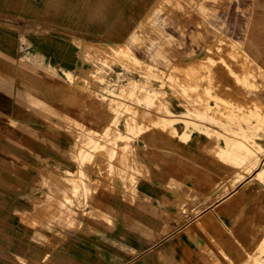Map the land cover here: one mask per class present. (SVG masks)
Listing matches in <instances>:
<instances>
[{
	"label": "crops",
	"instance_id": "0c3cea01",
	"mask_svg": "<svg viewBox=\"0 0 264 264\" xmlns=\"http://www.w3.org/2000/svg\"><path fill=\"white\" fill-rule=\"evenodd\" d=\"M164 1L0 0V264H264V168L251 174L248 164L237 168L221 158L261 154L264 140L255 147L222 140L226 119L215 109L221 104L215 98L207 104L197 97L213 113L191 116L178 101L160 100L157 106L166 113L159 110L155 117L164 130L133 136L135 162L128 169L108 157V126L101 135L86 132L84 145L79 142L78 125L109 120L108 102L93 112L79 94L83 84L67 74H91L86 58L92 55L86 53L100 47L116 45L98 57H117L146 11L151 19ZM251 9L244 50L232 49L235 56L243 54L237 61L254 81L253 64L264 71V0H251ZM211 61L207 56L175 66L203 79ZM229 101L252 105L246 98ZM234 118L243 125L250 120ZM141 125L136 119L134 126ZM119 126L123 136L124 124ZM231 132L251 134L240 125ZM236 169L244 177L238 179ZM66 184L91 191L85 208L75 207L83 216L68 226L30 225L51 208L56 196L49 186L62 191ZM65 195L61 205L70 201Z\"/></svg>",
	"mask_w": 264,
	"mask_h": 264
},
{
	"label": "rangeland",
	"instance_id": "374dc122",
	"mask_svg": "<svg viewBox=\"0 0 264 264\" xmlns=\"http://www.w3.org/2000/svg\"><path fill=\"white\" fill-rule=\"evenodd\" d=\"M156 8L157 11L153 10L151 19L147 11L142 16L140 23L134 29L136 36L129 37L124 42L126 46L120 47L122 51L116 54L117 57H113L110 52L103 58L97 56L104 55L105 50H117V47H114L116 45L100 47L97 52L86 53L92 55V58H86L92 62L91 74L76 78L72 74H67L70 80L83 84L79 94L93 104V112L97 111L96 107L101 102H108L105 110L108 112V121L101 123L98 120L89 125H78L81 131L78 134L81 146L84 145L83 136L86 132L101 135V131L108 126L113 131L109 133L108 138H105L109 141L108 157L111 161L118 162L128 169L135 162L132 151L133 136L150 129L164 130L163 123L157 121L155 117V112L160 110L157 106L159 101L174 99L184 108L189 109L186 112L189 116L193 113L198 115L213 113L212 109L208 110V106L196 103L197 97L206 98L204 102L207 104L214 98L221 102L215 106V109L222 114L223 119H226L225 123L221 124V128L227 136H224L222 140L233 143L247 141L254 147L256 140L263 141L264 71L253 64L252 74L255 79L250 80L249 74L246 75L238 62L243 59V54L235 56L232 49V46H235L238 47L239 52L244 50L247 19L252 11L251 0H166ZM206 8L212 12V15L204 11ZM159 51L163 52L159 53ZM207 56L214 58V61L207 63L209 69L204 70L206 77L203 79H200L203 77L202 73L199 76L196 73L181 74L180 69L175 66L184 60L202 59ZM171 71H174L173 74L178 72L179 77H174ZM249 81H252L253 85L247 84ZM230 97L246 98L248 102L252 100V105L238 106L234 101H229ZM192 104L195 105L192 106ZM197 108L200 110L197 111ZM160 111L166 113L164 110ZM238 115H248L250 120L243 125L234 118L235 116L238 118ZM111 116H115L114 119ZM199 117L211 125L215 123L209 120L211 119L209 117ZM136 119L142 122L140 128L134 126ZM120 123L124 124L123 136L119 130ZM216 124L219 125V123ZM234 125H240L243 132L251 134L244 137L231 132ZM91 127L93 129L90 132ZM232 134H234L233 138H228ZM118 140L124 141L123 147L118 146ZM258 150L261 154L249 155L244 160L228 159L223 156L221 158L237 168L243 169L248 164L246 172L251 173L255 167L257 170L264 168L262 161L264 148L258 147ZM92 161L97 163L95 159ZM98 164L100 166V161ZM110 167L113 166L110 165ZM111 169L108 173L110 179L115 175L114 170ZM236 170L238 179L244 177L242 171ZM78 177L80 180L85 176L82 174ZM260 178L264 180V172ZM96 183L99 185L96 186L98 189L100 182ZM49 188H52L56 196L50 199L51 208L48 209L47 206L44 219L38 221L32 218L30 225L49 226L57 223L68 226L75 222L76 216H83V211L76 212L75 207L81 210L85 208L86 199L91 196L90 190H85L86 187L83 185H79L77 191L70 190L67 184L62 191L55 190L53 186ZM65 191L70 195V201H67L66 205H61L59 199L65 198Z\"/></svg>",
	"mask_w": 264,
	"mask_h": 264
},
{
	"label": "bare ground",
	"instance_id": "6f19581e",
	"mask_svg": "<svg viewBox=\"0 0 264 264\" xmlns=\"http://www.w3.org/2000/svg\"><path fill=\"white\" fill-rule=\"evenodd\" d=\"M210 46V45H209ZM235 50V49H234ZM235 52V51H234ZM239 55V54H238ZM98 56V55H97ZM100 56V55H99ZM95 57V56H94ZM98 61V60H97ZM101 64V63H100ZM222 70V69H219ZM188 71V70H187ZM223 74V73H222ZM185 76V75H184ZM183 80V79H182ZM94 118V117H93ZM78 136V135H77ZM87 140V139H86ZM86 143V142H85ZM109 144V143H108ZM82 164V163H81ZM132 165V164H131ZM122 170V169H121ZM252 174V173H251ZM105 175V174H104ZM162 177V176H161ZM195 190V189H194ZM199 191V190H198ZM185 192V191H184ZM223 192V191H222ZM216 198V197H215ZM218 198V197H217ZM227 200V199H226ZM63 202V201H62ZM64 204V203H63ZM217 208V207H216ZM215 209V208H214ZM218 209V208H217ZM144 213V212H142ZM226 256V255H225ZM248 260V259H247Z\"/></svg>",
	"mask_w": 264,
	"mask_h": 264
}]
</instances>
